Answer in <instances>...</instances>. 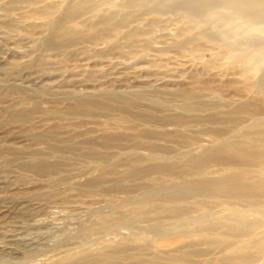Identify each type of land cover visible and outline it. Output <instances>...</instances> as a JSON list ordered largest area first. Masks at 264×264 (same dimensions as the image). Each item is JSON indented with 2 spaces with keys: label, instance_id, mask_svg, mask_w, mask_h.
Returning a JSON list of instances; mask_svg holds the SVG:
<instances>
[{
  "label": "rangeland",
  "instance_id": "rangeland-1",
  "mask_svg": "<svg viewBox=\"0 0 264 264\" xmlns=\"http://www.w3.org/2000/svg\"><path fill=\"white\" fill-rule=\"evenodd\" d=\"M184 1L197 0H0V264L260 261L241 244L264 242V199L214 187L264 179V58L239 59L264 35L222 26L236 18L223 12L197 24ZM68 10L72 24L123 19L100 41L47 48ZM244 105L260 114L234 113ZM225 144L257 156L191 170Z\"/></svg>",
  "mask_w": 264,
  "mask_h": 264
},
{
  "label": "bare ground",
  "instance_id": "bare-ground-1",
  "mask_svg": "<svg viewBox=\"0 0 264 264\" xmlns=\"http://www.w3.org/2000/svg\"><path fill=\"white\" fill-rule=\"evenodd\" d=\"M181 5H182L181 11H183L184 14H186L188 16V19L190 17L197 19L196 20L197 24H200V23L210 24L211 20L217 22L218 18L215 17V14L223 12V13H226L228 15H234L236 18H233V19L231 18V19L225 20L224 25H222V26H224L226 28L229 27V28H231V30H234V31L240 30V31H242L243 34H247V35H249L251 33H257V34L264 35V0H216L215 2L212 0L211 1L203 0V1L198 2V0H197V1H184ZM77 12H79V10H68L65 12V14L64 13L62 14V16L60 17V20L57 22L56 26L54 27V28L58 29V32L54 35H51L50 38L45 43V46L47 48L59 47L62 43H66V42H70V43L74 44V43H81V42L91 43L94 41L95 42L100 41L103 39L104 34L108 35L110 31L114 30L115 28L118 29L120 27L121 24L118 20L121 19V17H122L121 14L123 13V10H118L117 12H104V13L100 12V15L98 16L95 24H91V22H92L91 18H90L91 21L85 20V21H82L81 23H73L72 24V21L74 20V18H76V15H78ZM163 12H164V10L163 11L162 10H155L154 11V13H156V14L163 13ZM94 17H95V15H94ZM93 21H95V20H93ZM98 26L100 27L98 33L94 32L93 30L94 29L96 30V27H98ZM206 31H208V30L206 29ZM139 32H140L139 29H133L130 32H127L123 36V40L126 43L135 42V41H132V39L136 35H138ZM202 34H203V32L198 33L197 37L199 39H206L207 35H204V34L202 35ZM209 35H211V34H209ZM221 35H223V34H221ZM247 44L249 45V43H247ZM184 45L185 44L182 43V45H180V46H184ZM68 46H70V44ZM114 47H113V49H114ZM113 49H111V50H113ZM241 53L242 54L239 58L240 62L243 63L247 68L252 69V70H253V68L250 67L249 63L251 61H253L254 59L256 60V59L264 58V49L263 48L258 49V48H254L253 46H249L247 50H245L244 52L241 51ZM256 66H257V64H256ZM252 70H250V71H252ZM256 71H257V69L255 70V72ZM246 76H247V74H246ZM248 104H250V103H248ZM260 106H261L260 110L263 111V109H264V97H263V103ZM251 107H253V106H251ZM77 110L81 111V108L79 107ZM256 110H257V108H256ZM234 113L238 114V115H245L247 117H255V115L257 116V114H260L259 112L249 110L247 108V106H245V105L238 107V108L236 107V109L234 110ZM262 113L264 114V111ZM158 132L159 131H157L156 133H158ZM212 152H214V151H212ZM255 156H257V153L253 149L249 148V144L248 145L225 144V145H222L221 148H219L217 151H215V153H212V154L208 155L207 157H203V158H199V159L195 160L191 164V170L192 171L197 170L199 172H203V170H205L209 167H222V169H220L219 172L223 173V165L225 166V164H227V161H226V163H223L225 160H234L239 164L243 163V164L249 165L250 164L249 161ZM248 167H250V166H248ZM239 168H241V167H239ZM154 170L166 172V173L173 174V175H174V173H177V170H174V168H172L170 166L169 167L159 166V164L154 167ZM241 175H245V174L241 173ZM242 177L244 178V176H242ZM242 177H240V175L238 173L232 174V175L228 174V175L222 176L219 180L217 179L218 182L216 183V185L214 187L215 192H217L221 195H225L226 197H230V198L232 197V199H233V197L242 198V199L243 198L244 199L245 198H263L264 199V179H259V180L249 182L246 179L243 180ZM251 231L253 232V230H251ZM248 232H250V231H248ZM244 235H245V233H244ZM248 236H250V234ZM241 248L244 250H260V251L262 250V253L259 256L261 258L260 261L259 262L252 261L250 263L251 264H264V242L253 244L252 242L248 241L246 243H242ZM242 249H240V250H242ZM253 255H255V254H253Z\"/></svg>",
  "mask_w": 264,
  "mask_h": 264
}]
</instances>
